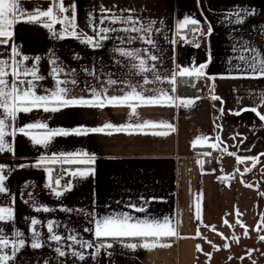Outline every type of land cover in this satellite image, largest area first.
Returning <instances> with one entry per match:
<instances>
[{
	"label": "crops",
	"instance_id": "1",
	"mask_svg": "<svg viewBox=\"0 0 264 264\" xmlns=\"http://www.w3.org/2000/svg\"><path fill=\"white\" fill-rule=\"evenodd\" d=\"M52 3L58 5L59 0ZM63 3L68 11L54 12L63 22L40 18L29 23L26 15L13 26L10 37H0V61L8 62L6 71L18 65L43 77H21L33 80L37 95L47 96L63 87L70 98L89 99L93 90L106 97H122L135 89L145 98L161 92L173 97L163 103L179 105L181 99L195 102L191 107H172L131 98L125 104L134 105L135 114L127 106L18 113L8 129H15L16 134L6 136V150L0 152L7 189L0 193V208L11 209V219L5 213V221H0V237L9 241L0 255L13 256L8 264H264V241L259 239L264 235V155H260L264 153V121L255 112L245 111L255 107L264 114V75L252 71L264 60V0ZM21 5L28 15L52 6L50 0H21ZM114 18L117 23H112ZM129 18L137 23H125ZM185 18L196 19L199 24L181 29ZM49 23L51 28L45 27ZM132 27H151V31L133 32ZM101 28L115 30L104 33L108 39L101 40ZM195 29H202L205 35L192 43L189 34ZM182 36L186 39L181 40ZM88 37L94 43H85ZM146 39L153 43H145ZM119 49L137 52L138 56H121ZM150 56L157 59L152 61ZM140 59L150 71L133 67ZM201 64H207L205 76L177 77L175 85L167 82L178 66ZM145 79L150 83L145 84ZM112 80L116 83H109ZM196 80L208 84L200 95L192 91ZM172 87L175 92L170 91ZM213 95L219 99L212 100ZM145 122L171 127H136ZM36 123L46 124L47 129L27 128ZM105 124L113 127L102 133L54 136L47 145H37L31 139L48 131L72 132ZM21 127L29 135L19 132ZM198 137L208 139L193 146ZM213 143L219 147H210ZM213 151L221 170L212 171L207 165ZM68 153H87L72 158L90 161L94 157V162L64 163L62 154ZM236 156H259V162L255 166L253 161L238 163ZM58 171L67 176V182L59 187L53 177ZM77 171L88 175L69 174ZM220 177L231 178L221 181ZM53 189L63 194L57 196ZM130 205L146 211L137 212ZM121 213L130 214L133 220L163 221L168 217L179 235L161 241L170 247L152 250L128 248L127 244L143 243L136 238H97L96 221ZM225 219L231 227L224 224ZM33 220L38 223L33 225ZM237 220L246 226L247 235ZM53 235L61 239L53 240ZM20 240L23 247H19ZM33 242L41 246L33 248Z\"/></svg>",
	"mask_w": 264,
	"mask_h": 264
},
{
	"label": "snow or ice",
	"instance_id": "2",
	"mask_svg": "<svg viewBox=\"0 0 264 264\" xmlns=\"http://www.w3.org/2000/svg\"><path fill=\"white\" fill-rule=\"evenodd\" d=\"M50 4L52 6L48 7L46 10H40L37 9L32 15H28V13L22 8L21 0H0V37H10L11 36V30L13 26L18 23L24 16L27 15V22L29 23H35L39 22L40 18H49L52 20H55V22L60 23L63 22L60 20L57 16L54 15V12L58 9L60 13L67 12L68 9L64 6L63 0H59L58 5L52 3V0H50ZM64 19H67L65 17ZM74 20V17H73ZM117 19H113L112 23H117ZM125 23L129 24H135L137 21L131 20L129 18L127 21H124ZM238 23L241 21H237ZM71 23V22H69ZM189 24L191 25H198L199 21L196 19H189L185 18V20L179 25V28L184 29ZM51 24H45V27L51 28ZM74 27V25H73ZM115 29H109V28H101L100 29V39L105 40L108 39L106 35H103L104 33H107L109 31H114ZM133 32H150L151 27L149 28H136L132 27L130 29ZM124 31H129V29H124ZM195 31H199V29H195ZM211 32V28H209V33ZM62 38V37H61ZM135 39V38H134ZM186 37H181V40H185ZM3 42V41H0ZM85 43H94L92 37H88L85 41ZM145 43L152 44L153 41L151 39H146ZM174 43V41H173ZM95 47H99L98 44H94ZM197 47L199 45H196ZM121 56L124 57H132L137 58L138 53L133 51H125L123 49L118 50ZM150 60L155 61L157 58L155 56H150ZM7 61H0V152H3L6 150V136H14L16 134V130L13 129L12 131H8V129L12 128L11 121H15L17 118L18 113H28L31 112L33 109H42L45 112H57L61 110L63 107H88V108H104L108 106H127L132 109L133 114H135V106L132 104H125L126 101H128L131 98H136L138 101H144L146 104L149 105H155L159 102L160 106H180V107H191L194 104V100L192 99H181L179 105H175L174 103H163L164 100L172 101L173 97L168 95L166 92H161L159 96L145 98L141 93L137 92L135 89H133L131 92L127 93L125 96L122 97H106L103 96L101 93L96 92L93 90L92 97L89 99L80 97V98H70L67 95V89L60 87L57 91L52 92L50 95H37L34 91V82L33 80H25L21 79V77H28L32 76L36 80L43 79V77L38 76L37 72L35 70H28L26 68H20L18 65L16 67H12L11 72H8L5 70V65H7ZM133 67H138L140 72H146L150 71L148 67H146V62L144 59H140L138 65H133ZM207 67V64H201L198 67L193 65L192 67H184L180 68L178 66V71L173 72L171 74V77L167 80V82L171 85H175L177 83V77H189V78H199L201 76H205L204 69ZM252 71L259 72L261 75H264V60L260 61V67L259 68H252ZM6 77H11V79H6ZM209 80H214L216 77H207ZM161 78L159 76L156 77V80L159 81ZM58 83H64V82H58ZM72 83H75V81H72ZM111 84H115L116 81L112 80L109 81ZM144 83H150L149 80L145 79ZM23 85H27V87H22ZM194 86V85H193ZM172 92H175V87H172ZM212 100H218L219 98L215 95L210 97ZM199 99V98H197ZM245 111H252L255 112L256 115L259 117L261 121H264V114H261L257 108L253 107L250 109H245ZM239 114V113H235ZM151 125L152 127H171V125H156L152 124L151 122H145L144 124L137 125V128H143ZM113 125L111 124H105L103 127H91V128H78L73 130L72 132L68 131H48L46 133L40 134V135H32L31 139L33 142L37 145H47L52 137L54 136H68V135H88L90 133H102L105 131V129L112 128ZM28 129H47L46 124L36 123V124H29L27 125ZM117 131H123V128H117ZM19 132L23 133L24 135H29V133L25 130V128L21 127L18 129ZM105 134H111V133H105ZM148 134V133H144ZM154 135H166L167 133H152ZM207 137H198L193 142V146L200 143L201 140H207ZM217 141H219V137L215 138ZM212 148H218L219 145L217 143H213L210 145ZM7 150H11L8 148ZM209 154V153H206ZM81 155H87V153H68V154H62V156H65V159L63 160L64 163L68 164H78V163H91L94 162V157L90 161H84V160H77L73 159L72 157L75 156H81ZM229 155H235L234 153H229ZM264 155V153L260 154ZM236 160L238 163H244L245 161H253V166H255L256 163L259 162V156L257 157H239L236 156ZM52 163H57L60 161L53 160ZM49 173H51V169L48 170ZM239 171V170H237ZM73 176H80L85 177L88 175L87 172L84 171H77V172H71L69 173ZM231 177H220L221 181H224L226 179H230ZM6 177L3 175V169L0 167V193H5L7 189L4 186V181ZM55 185L59 187L60 181L56 180L54 181ZM49 187H52V182L48 185ZM248 187H251V185H247ZM55 191V194L57 196L62 195L63 193L61 191ZM65 190H70L65 189ZM135 211L137 212H144L146 211L143 207H137L135 205H130ZM39 210V209H38ZM43 211H49V209L44 208ZM5 213L8 214V219H11V209L9 208H0V221H5ZM236 215L239 216V211L237 209ZM197 221L201 220V216L199 214V204H197V215H196ZM38 221L33 220L32 224H37ZM237 223L240 224L241 227L245 229V235H247V228L245 225H243L239 220H237ZM262 225H264V218H262ZM224 224L226 226L231 227V225L228 224V221L225 219ZM213 230H215V227L212 226ZM48 230L51 232L52 225H48ZM261 230V225L257 226V231ZM17 235H20L17 233ZM95 235L97 238L104 237V238H112V239H122V238H136L143 243H130L126 246L131 249L136 248H142L145 250H152L157 247H170L169 244L161 243L162 240L165 239H175L178 237L179 233L177 231L176 225L171 223L168 217H165L163 221L160 220H150V219H137L133 220V217L128 213H121L119 215H112V216H106L103 219L96 221V227H95ZM217 235H220L222 239H227V237L223 236V233H217ZM53 240L59 241L61 239L60 236L53 235ZM73 239H75L73 237ZM233 239L237 240L238 237H233ZM261 241H264V235H261L259 237ZM208 243L211 244V241H208ZM9 241L6 239H3L0 237V249L8 247ZM24 246V241H19V247ZM33 248H39L41 245L38 242H33L31 245ZM88 247H91L89 244ZM106 247L111 248L112 244H107ZM215 247V245H213ZM225 248H228L229 245L225 244ZM16 249V245H13V255L14 251ZM197 250L201 251V247L197 245ZM219 250V249H217ZM252 250H249V258L250 253ZM97 252H99V249H97ZM61 256L64 255V252L59 253ZM76 255V253H73ZM210 255V254H209ZM13 256L9 255H0V264H8V261L12 259ZM80 259H84V257L81 255ZM231 259V257H230ZM243 259V257L241 258ZM252 264H256L255 261L252 262Z\"/></svg>",
	"mask_w": 264,
	"mask_h": 264
},
{
	"label": "built area",
	"instance_id": "3",
	"mask_svg": "<svg viewBox=\"0 0 264 264\" xmlns=\"http://www.w3.org/2000/svg\"><path fill=\"white\" fill-rule=\"evenodd\" d=\"M204 35H205V32L202 29H199V31L193 30L189 34V40L192 43H196V42H199L204 37ZM207 85H208L207 81L205 80H196L192 83L193 92L195 94L200 95L205 91V89L207 88ZM207 165L209 169H211L212 171H217V170L222 169L221 163H219L216 157L212 154H210L209 157L207 158ZM53 177L56 180H59L60 184H64L65 182H67V176L61 171L55 172L53 174Z\"/></svg>",
	"mask_w": 264,
	"mask_h": 264
},
{
	"label": "trees",
	"instance_id": "4",
	"mask_svg": "<svg viewBox=\"0 0 264 264\" xmlns=\"http://www.w3.org/2000/svg\"><path fill=\"white\" fill-rule=\"evenodd\" d=\"M179 90H181V86H180V85H179ZM192 91H193V89H192ZM193 93H194V92H193ZM215 154H216V151H213L212 155L215 156Z\"/></svg>",
	"mask_w": 264,
	"mask_h": 264
}]
</instances>
